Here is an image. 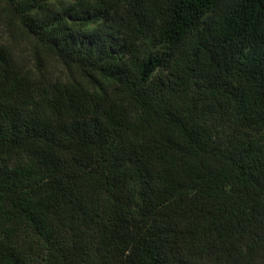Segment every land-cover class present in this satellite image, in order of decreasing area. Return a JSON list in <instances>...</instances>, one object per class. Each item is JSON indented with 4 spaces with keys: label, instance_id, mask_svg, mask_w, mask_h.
I'll return each mask as SVG.
<instances>
[{
    "label": "trees",
    "instance_id": "16d2710c",
    "mask_svg": "<svg viewBox=\"0 0 264 264\" xmlns=\"http://www.w3.org/2000/svg\"><path fill=\"white\" fill-rule=\"evenodd\" d=\"M0 264H264V0H0Z\"/></svg>",
    "mask_w": 264,
    "mask_h": 264
},
{
    "label": "rangeland",
    "instance_id": "374dc122",
    "mask_svg": "<svg viewBox=\"0 0 264 264\" xmlns=\"http://www.w3.org/2000/svg\"><path fill=\"white\" fill-rule=\"evenodd\" d=\"M24 45H25V43H23ZM55 69H54V71H55V74H58V75H64V76H66L67 74H68V71L66 70V68L65 67H63L62 65H60V64H58V63H56L55 64Z\"/></svg>",
    "mask_w": 264,
    "mask_h": 264
}]
</instances>
